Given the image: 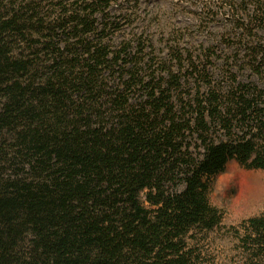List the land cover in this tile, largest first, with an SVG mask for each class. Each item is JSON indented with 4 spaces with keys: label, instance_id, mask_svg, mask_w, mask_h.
<instances>
[{
    "label": "trees",
    "instance_id": "1",
    "mask_svg": "<svg viewBox=\"0 0 264 264\" xmlns=\"http://www.w3.org/2000/svg\"><path fill=\"white\" fill-rule=\"evenodd\" d=\"M114 1L0 0V264H189L210 179L264 171V0L208 46Z\"/></svg>",
    "mask_w": 264,
    "mask_h": 264
},
{
    "label": "rangeland",
    "instance_id": "2",
    "mask_svg": "<svg viewBox=\"0 0 264 264\" xmlns=\"http://www.w3.org/2000/svg\"><path fill=\"white\" fill-rule=\"evenodd\" d=\"M172 1L179 4L150 8L148 0H115L114 5L121 8L118 14L123 17L132 16L134 10L141 18L146 15L144 18L156 21V16H159L167 28L163 30L160 25H153L150 31L153 37H171L170 33L176 26L186 35L179 38L180 41L189 42L188 38H193L196 40H192V43L200 44L231 34L230 20L234 15L233 11L229 12L227 4H239L242 0ZM129 6L134 8L130 9ZM239 12L244 13L241 8ZM139 26L137 33L140 34L143 25ZM206 45H210L209 42ZM209 199L212 206L221 211L223 219L220 227L211 232L198 233L189 242V264H260L258 253L249 252L241 239L244 236V223L264 215V171L245 170L237 162L231 161L225 172L210 179Z\"/></svg>",
    "mask_w": 264,
    "mask_h": 264
},
{
    "label": "built area",
    "instance_id": "3",
    "mask_svg": "<svg viewBox=\"0 0 264 264\" xmlns=\"http://www.w3.org/2000/svg\"><path fill=\"white\" fill-rule=\"evenodd\" d=\"M149 1V7L150 8H156V7H160V6H167V7H169V5H174V6H176V5H178L179 4V2H173L172 0H161V1H159V0H148ZM156 1V2H155ZM175 1H177V0H175ZM173 2V3H172ZM146 16V15H145ZM145 16H143V18L145 17ZM142 17V16H141ZM159 17V16H158ZM148 19H150V18H148Z\"/></svg>",
    "mask_w": 264,
    "mask_h": 264
},
{
    "label": "bare ground",
    "instance_id": "4",
    "mask_svg": "<svg viewBox=\"0 0 264 264\" xmlns=\"http://www.w3.org/2000/svg\"><path fill=\"white\" fill-rule=\"evenodd\" d=\"M156 1H157V0H156ZM156 1H155V2H156ZM159 1H161V0H159Z\"/></svg>",
    "mask_w": 264,
    "mask_h": 264
}]
</instances>
